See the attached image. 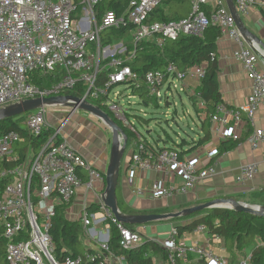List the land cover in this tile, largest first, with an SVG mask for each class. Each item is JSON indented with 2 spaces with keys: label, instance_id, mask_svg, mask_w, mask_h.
<instances>
[{
  "label": "built area",
  "instance_id": "2783aa9c",
  "mask_svg": "<svg viewBox=\"0 0 264 264\" xmlns=\"http://www.w3.org/2000/svg\"><path fill=\"white\" fill-rule=\"evenodd\" d=\"M102 1L0 0V108L37 98L69 96L81 81L87 87V93L79 99L95 105L93 101L108 98L102 102L103 106L137 137L127 146L131 151L130 168L174 169L183 180V186L169 189L154 183L152 198L160 200L174 194H186L199 181L213 176L214 169L199 170L195 160L180 159L174 150H164L152 159L149 143L138 132L135 121L128 118L130 112L120 104V93L114 87L129 82L140 87L141 83L151 98L162 102L165 87L167 94L176 88V82L181 84L186 77L202 81L207 63L186 71L169 64L163 70L148 72L140 81L129 66H124L126 61L117 58L126 51L123 44L104 47L103 34L133 27L127 34L134 32L136 43L155 39L162 46L165 40L175 41L183 35L202 38L211 25L220 27L222 36H228L239 45L233 57L243 65L252 93L248 104L242 108L231 109L222 104L216 107L211 117L215 135H220L231 121L236 125L254 126L256 112L260 106L264 107V72L258 69L259 58L239 33L226 0H192V11L187 19L154 24L147 23L149 15L164 0H132L121 15L109 9L98 10ZM262 2L264 4V0ZM234 3L238 13L244 14L257 0H234ZM208 4L213 6L210 16L204 11ZM108 58L114 72L102 88H97L102 62ZM57 68L66 71L65 79L59 84L39 88L31 82L36 73L46 77ZM77 73L81 74L79 78H75ZM183 90L182 87L181 92ZM204 107L202 103L201 108ZM53 113L67 114L64 120L54 117L58 119V127L50 123ZM73 114H84L101 126L94 116L64 105L46 106L15 117L14 122L24 120L32 137L51 133L40 151L35 154L30 148L23 161L15 150L21 142L20 136L9 132L0 137V264H128L125 255L114 253L109 246L111 225L120 233L119 247L123 251L134 250L151 241L168 252L170 264H177L179 260L186 263L191 254L202 264H229V259L215 255L206 247L180 244L175 227L161 242L137 229L142 226L119 223L102 201L104 172L91 165L83 147L74 146L65 137L63 129L69 125ZM263 140L262 130L249 135L253 148L259 147ZM257 174L256 164L242 166L236 183L244 185ZM128 182L132 185L133 179L129 178ZM80 190L83 193L80 194ZM93 205L99 206L100 210L90 212ZM60 207L65 208L67 219L80 222L84 238L89 239L95 249H88L77 257L58 259L51 230ZM196 231L207 232V229L200 226ZM255 248L264 249V242L258 239ZM252 257V254L244 256L238 264H251Z\"/></svg>",
  "mask_w": 264,
  "mask_h": 264
},
{
  "label": "trees",
  "instance_id": "16d2710c",
  "mask_svg": "<svg viewBox=\"0 0 264 264\" xmlns=\"http://www.w3.org/2000/svg\"><path fill=\"white\" fill-rule=\"evenodd\" d=\"M81 0H76L79 3ZM132 0H103L99 4L98 10H113L119 15L123 14L128 8ZM213 6L208 4L204 6V11L208 16L211 15ZM192 11V0H164L150 15L147 23L161 22H177L187 19ZM133 27L127 29L110 30L102 36V46L108 47L123 42L126 48L124 54H118L117 58L126 61L124 66H129L133 73L137 74L140 81L150 71L163 70L169 64H174L181 71H186L194 66L207 63L206 74L201 81L200 87L195 95L189 96L195 114L199 116L201 128L204 131V136L197 141L182 140L177 143L171 140V146L156 147L148 144L152 151V159H155L157 154L164 150H174L179 153L180 159L190 152L195 151L203 146L212 138L210 130L211 117L215 113L216 107L222 104V94L219 87L218 72L219 66L217 61L218 41L222 37L221 28L211 25L202 38L194 36H180L177 40H165L162 46H159L156 40H142L135 43L132 40L126 39L127 32ZM102 72L98 75L96 87L102 88L109 80V76L114 72V69L109 66L110 60H106ZM80 73L75 74V78H79ZM66 77V71L62 68H57L55 72L46 77H40L39 74L33 75L31 82L39 88H47L59 84ZM138 83V82H137ZM139 84V83H138ZM137 85V84H136ZM132 82L126 84H117L124 86L129 90L131 96L136 97L144 105H149L151 97L145 85L140 83L137 87ZM71 95L76 98H83L87 93V87L83 82L78 81V85L71 90ZM108 98L93 101V103L107 112L112 119L124 130L128 137V144L136 141L137 137L131 133L120 121H118L109 111L103 106ZM203 103L204 108H199L198 104ZM203 117V118H202ZM130 120H136L138 123L148 126L149 120H145L142 116L128 113ZM16 132L21 142L16 146L15 150L19 153L21 161L25 160L26 152L31 148L32 153H38L42 146L50 137V132L43 133L40 137H32L24 124V120L14 122L8 120L0 122V137L9 133ZM170 142V140H167ZM240 140H229L221 143L215 158L234 149L238 146ZM169 144V143H168ZM173 145V146H172ZM185 148H190L185 151ZM145 158V156H143ZM120 204V203H119ZM100 210L99 206L93 205L90 212ZM185 219H193L190 224L177 226L178 239L185 233L194 232L198 227L204 226L210 236H216L222 239L225 243L226 251L232 258L252 243L257 240L264 242V218H257L246 213H236L231 210L214 209L207 213H197ZM53 240L56 244L57 257L62 260L66 257H77L83 255L86 249L83 248V229L80 222H74L66 218L65 208H57V213L53 219V227L51 230ZM111 250L118 255H125L128 264H155L154 259L160 258L161 261L168 260V252L155 244L147 241L142 246L131 250L123 251L119 247L120 233L116 226L111 225L110 228ZM5 245V242L2 241ZM251 264H264V249L255 248L252 252ZM177 264H183L180 260Z\"/></svg>",
  "mask_w": 264,
  "mask_h": 264
},
{
  "label": "crops",
  "instance_id": "0c3cea01",
  "mask_svg": "<svg viewBox=\"0 0 264 264\" xmlns=\"http://www.w3.org/2000/svg\"><path fill=\"white\" fill-rule=\"evenodd\" d=\"M245 26L253 32L264 43V4L262 0L249 7L246 13L240 14ZM247 46H249L246 43ZM259 50V47L255 46ZM239 49V45L228 36H222L218 41L217 61L219 66L218 81L222 94V105L239 109L248 104L251 96V82L249 81L243 65L233 57V53ZM258 69L264 72V62L259 60ZM201 81L192 77H186L181 83L184 88L182 91L188 97L195 95L200 87ZM201 104L198 107L201 108ZM203 118V117H202ZM210 130L212 138L203 146L195 151L188 152L184 159L195 160L199 170L209 167L213 168L215 174L204 180L199 181L196 186L186 194H174L166 198L155 200L152 198V186L159 183L162 188H178L183 186V180L173 169L163 168L162 170H142L139 168H130V160L122 164L118 186L119 206L125 213L132 214H150V213H169L179 212L183 209L198 206L216 199H234L239 202L254 205L264 204V140L257 148H253L249 142V135L256 130L264 132V107L260 106L255 114L253 127L246 126L245 123L236 125L233 121L228 127L223 128L220 135L212 132V122L210 121ZM196 137L192 139L197 141L204 136L201 128L200 118L197 115ZM223 132V134H222ZM65 137L72 141L74 146L83 147L88 161L98 170L105 172L108 160L106 148H94V138L78 142L70 134ZM191 140V141H192ZM229 140H240V143L234 149L215 158L222 142ZM165 147V145L163 146ZM162 147V148H163ZM190 148H185V151ZM131 152V151H130ZM256 164L258 174L252 181L244 185H238L236 178L239 175L240 168L245 165ZM129 178L133 179V184L129 185ZM80 192V191H79ZM81 194V193H80ZM202 215L207 211L201 212ZM193 219H177L164 222L152 223L137 228L143 231L145 236L152 240L165 241L172 227L190 224ZM197 230V229H196ZM194 231L185 233L179 238L180 244L191 245L198 244L210 249L215 255L229 259V264H238L242 257L246 256L243 252L238 253L235 258L225 249V243L216 236H210L208 232ZM86 240V239H85ZM91 244L86 249H95ZM252 254V252L250 253ZM159 260L160 264H170ZM183 264H202L196 255H190Z\"/></svg>",
  "mask_w": 264,
  "mask_h": 264
},
{
  "label": "water",
  "instance_id": "95a60500",
  "mask_svg": "<svg viewBox=\"0 0 264 264\" xmlns=\"http://www.w3.org/2000/svg\"><path fill=\"white\" fill-rule=\"evenodd\" d=\"M226 3L244 41L256 53L259 60L264 62V43L245 26L236 9L234 0H226ZM255 46L259 47V50ZM57 105L69 106L72 109H79L94 116L108 128V133H112V137L110 136L107 166L104 172L105 189L102 194V201L111 210L119 223L129 226H145L157 222L188 218L197 213L214 209L231 210L236 213H246L257 218H264V204L253 205L234 199H216L202 205L183 209L179 212L150 214H128L123 212L119 206L118 186L122 172L123 158L128 146V137L124 130L107 112L87 101H82L79 98L69 95L53 98H37L5 106L0 108V122L11 120L42 107ZM170 106L171 104L167 102L166 107L169 108Z\"/></svg>",
  "mask_w": 264,
  "mask_h": 264
},
{
  "label": "rangeland",
  "instance_id": "374dc122",
  "mask_svg": "<svg viewBox=\"0 0 264 264\" xmlns=\"http://www.w3.org/2000/svg\"><path fill=\"white\" fill-rule=\"evenodd\" d=\"M133 35L134 32L126 35V39L131 38L128 40L133 39L136 43ZM122 44L123 42L115 44L113 47H118ZM103 62L102 66L105 64ZM175 84L176 88H172V92L165 94L167 87L162 90V102H160L158 98H151L150 104L147 106L142 104L138 98H131L129 90L124 86H118L115 88V91L120 93V104L125 110H129L131 116L139 115L145 118V120L147 119L150 121V124L146 126V124L142 125L135 120L138 132L150 145L156 147H163L164 145L171 146V140L181 143L182 140L191 141L196 137L197 130L195 122L197 121V115L195 114L189 97L181 92V84L179 82H176ZM166 98H169V100L167 101ZM167 102L171 104L169 108L166 107ZM54 117H60L61 120H64L67 117V114L53 113V115H50V123L53 127H58V119ZM99 123L101 126L92 122L88 116L84 114H73L71 121L68 123L69 125L63 129V132H65L66 135L70 134V136L72 138L74 137L78 142L82 141V138L85 137L86 140H92L97 137L93 147L101 150L102 148H106L108 152L110 136L112 137V134L108 133V128L104 124L100 121ZM167 140H170V142ZM130 158L131 152L128 148L125 152L123 163L126 164ZM79 193H83L82 190H80ZM90 202H92V199H90ZM89 245V239L85 241L83 239V248L87 249ZM254 249L255 244L252 243L243 250V253L247 256L253 252ZM154 262L155 264H160L159 260H155Z\"/></svg>",
  "mask_w": 264,
  "mask_h": 264
},
{
  "label": "bare ground",
  "instance_id": "6f19581e",
  "mask_svg": "<svg viewBox=\"0 0 264 264\" xmlns=\"http://www.w3.org/2000/svg\"><path fill=\"white\" fill-rule=\"evenodd\" d=\"M112 134V133H111Z\"/></svg>",
  "mask_w": 264,
  "mask_h": 264
}]
</instances>
